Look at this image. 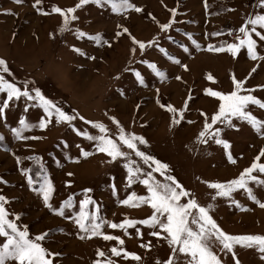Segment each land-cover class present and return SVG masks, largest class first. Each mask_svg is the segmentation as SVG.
Listing matches in <instances>:
<instances>
[{"label":"rangeland","instance_id":"1","mask_svg":"<svg viewBox=\"0 0 264 264\" xmlns=\"http://www.w3.org/2000/svg\"><path fill=\"white\" fill-rule=\"evenodd\" d=\"M77 2L42 0L41 5L34 7V0H22L21 3L0 0V57L7 61L10 69L9 73H3L5 78L21 89L26 87L33 95L32 90L39 88L46 98L76 116L72 125L81 131L99 134L98 129L79 119L84 116L86 120L103 122L111 130L113 138H117L116 127L108 118L117 117L127 131L148 141L147 145H138L140 150L170 165V174L191 190L201 205H215L210 214L224 231L233 235H264V208L250 199L245 190L233 192L231 198L216 197L213 201L211 197L215 190L204 183L205 180L227 181L238 177L264 148V135L248 121L234 116L232 123L235 127L229 128L219 122L212 126L213 130L216 127L222 129L220 138L230 141V149L226 150L211 139L207 145L196 139L205 122L202 113L211 123V116L219 109V99L207 95L206 88L224 93L233 91L232 75L244 79L252 67L258 65L257 71L246 80L241 94L254 90L251 94L264 101V87H261L264 86V61H252L246 48L234 57L227 51H208L207 47L208 44L233 42L230 35L233 30L242 26L250 16L264 15L260 0H207V6L205 0H132L143 11H129L127 15L114 13L110 6L90 3L77 10L75 15L79 18L71 21L69 30L61 33L58 29L63 18L59 13L51 12L52 6L67 8ZM37 7L49 14L38 12ZM173 8H177L176 23L170 30L161 31L159 23L171 18L170 9ZM153 16L156 20L152 19ZM118 25L127 27L138 40L147 42L155 38L157 44L146 46L143 51L137 45V52L132 55L130 37L127 34L115 37L120 30ZM76 29L90 35L103 33L111 46L97 45L88 35L80 37ZM258 31L264 35V29L258 27ZM213 32H221L222 35H210ZM253 38L257 40L258 52L264 54V40L255 34ZM193 39L200 44L199 48L192 44ZM73 46L82 49L86 55L75 52ZM92 56L96 58L90 59ZM175 60L180 63H175ZM152 64L165 72V79L156 75ZM136 72L142 75L145 85L139 83ZM209 74L213 80L207 78ZM178 76L181 79H177ZM6 99V92H0V106ZM186 102L183 118L179 111L176 113L178 124L172 123V113L160 107V103H170L179 110ZM8 103L9 107L0 116V136H3L0 140V177L7 181L0 182V194L9 200L5 205L9 218L15 220V214H20L16 223L21 228L27 225L33 238L51 230L41 243L51 252L59 253L52 258L53 264H94L98 249L111 255L109 250L117 246L118 241H105L102 236L80 239L84 233L78 226L54 214L46 207L43 196L34 189H39L46 179L49 180L54 185L50 198L53 207H59L72 195L74 207L65 210L66 215L72 216L79 210V201L85 195L91 196L99 206L101 218L120 223L126 218H147L153 211L146 204L134 207L120 203L132 192L147 194L146 186L140 181L128 185L125 164L129 160L134 161L133 166L142 169L141 178L147 171H153L159 181L163 182L164 177L154 171V165L149 168L126 146L122 149L130 152V156L110 162L107 154L96 150L95 141L78 135L67 122L57 123L55 116L46 128L37 126L23 132L25 136L42 139H18L12 129L20 126L21 119L38 125L46 114L39 102L29 101L23 96ZM246 110L264 120V108L249 104ZM81 149L92 155L82 156ZM228 151L236 159L235 164L227 159ZM17 156L23 158L22 163H17ZM260 163H264V157ZM21 168L31 169L29 175L33 184L28 183ZM69 172L74 175L68 176ZM252 175L257 176V180H250L248 186L264 202V184L259 182L264 181V173L256 170ZM89 188L92 192L85 193L84 190ZM233 199L239 202V206L232 203ZM88 210L95 211V207L89 205ZM137 228L143 233L142 237L136 235ZM102 231L120 236L124 240L123 247L142 258L134 261L112 257L117 264H156L157 258L163 261L170 255L167 242L151 237L146 225L129 227L127 233L105 225ZM4 240L0 236V244ZM148 241L153 245L150 249L140 246ZM234 250L241 264H264L261 259L264 254L255 247L237 245ZM217 254L224 264H234L230 253L217 250ZM6 264L18 262L9 260ZM181 264H184L183 258Z\"/></svg>","mask_w":264,"mask_h":264},{"label":"snow or ice","instance_id":"2","mask_svg":"<svg viewBox=\"0 0 264 264\" xmlns=\"http://www.w3.org/2000/svg\"><path fill=\"white\" fill-rule=\"evenodd\" d=\"M16 3H21L22 0H15ZM95 4L100 7L110 6L114 13L125 14L129 11H135L140 13L143 11L142 7L137 6L132 0H78V2L73 7L61 8L57 5H53L51 8L52 13H59L63 22L59 26V31L64 33L69 30V25L71 21L77 20L79 17L75 15L78 9L88 4ZM42 0H34V7L41 5ZM260 4L264 7V0H260ZM205 6H207V0H205ZM36 10L44 15H48L42 8L37 7ZM171 18L165 23H159L161 31L170 30L174 23H176L177 8L170 9ZM152 14L149 13V16ZM153 20L156 18L153 16ZM264 29V15L255 14L250 16L245 23L238 29L233 30L230 35L233 36V42H222L219 45L208 44V51L211 52H223L227 51L231 53L234 57L241 51V49H247V55L252 61H264V54H261L257 50V40L253 38V34L264 40V35L258 31ZM119 31L115 33V37L119 38L123 34H127L133 44L130 52L135 55L137 52L136 46L143 51L146 46H154L157 44V39L150 41L138 40L129 29L123 25H118ZM77 34L80 37L88 35L91 40H93L97 45L104 43L111 46L110 42L104 38L103 33L88 34L81 29H76ZM191 38V34H188ZM210 35L220 36L221 32H213ZM192 44L197 48L200 44L193 39ZM73 50L77 53H83L82 49L73 46ZM188 49L185 47V51ZM90 59H95L96 57H89ZM174 59V57H170ZM175 63L179 64V60H175ZM151 67L156 69V65L152 64ZM187 69V66H184ZM257 66L252 67L248 73L250 77L253 73L257 71ZM7 61L0 57V92H6L7 99L2 102L0 106V116L4 114V110L9 107V101L14 98L19 99L21 96L26 97L29 101L39 102V106L43 108L46 114L45 118L39 120L37 124H30L25 119L19 121V127L13 128L12 131L18 139H42V137H28L23 135L25 129L39 127L44 129L50 124L51 118L55 116L56 122H67L72 125V121L76 119L75 115H70L65 112L61 107L57 105L51 99L46 98L39 88H34L32 92H29L25 87L21 89L14 82H10L5 78L3 73H9ZM156 75L161 79L166 78V74L159 69H156ZM136 77L141 85H145L144 78L139 72H136ZM248 77L244 79H237L235 74L232 75V81L234 83V90L228 93L222 91H214L212 88H206L205 93L209 96L216 97L219 99V109L211 116V123L208 122V117L205 115V122L203 125V130H201L197 136V141L201 144L207 145L209 139L214 141L218 145H222L226 150L231 148L230 141L220 138L222 129L216 127L214 130L213 125L219 122L222 125H226L229 128L235 127L232 123V117H239L242 120L248 121L249 124L259 133L264 135V120L258 119L252 114V112L247 111L249 104L258 105L260 108H264V101L260 100L258 97L251 94L254 90H248L249 94H241L244 89V84ZM118 78V77H117ZM181 79V77H176ZM209 80H213L211 74L207 77ZM27 83V82H26ZM264 87V86H261ZM157 92L159 90L157 89ZM188 99H192L191 94H189ZM159 103V100L157 101ZM139 107V105L137 106ZM161 108H166L172 116V123L178 124L179 120L176 119L177 111L180 112L181 119L185 109L187 108V102L185 106L181 109H177L172 104L160 103ZM107 115V114H106ZM109 120L116 127V137L110 134L111 130L106 124L101 121L86 120L84 116H80L79 119L85 121L87 124L91 125L93 128L99 130V134H90L87 131H81L76 129L72 125L73 130L80 136L85 137L89 141H95V147L98 152L107 154L111 158L110 162L116 161L118 158H128L130 152L124 151L122 146H126L127 149L135 152V155L141 157L145 164L152 168L154 171L158 172L164 177V181H159L153 175V171H147L144 173L143 178H141L140 167H134V161L129 160L125 164L127 168V180L128 185L131 186L134 182L140 181L147 188L146 195H137L136 192H132L125 199L121 200L120 203L123 205L139 206L141 204L150 205L153 210L151 215L144 219H124L120 223L107 221L101 218L99 213V206L92 199L91 196L85 195V198L79 201V210L75 216L70 214L66 215V209H72L74 207L73 196L70 195L67 199L63 200L59 207H53L50 203L51 194L54 192V185L49 181L45 182L40 186L39 189H34L38 191L45 202L46 207L52 209L54 214H57L65 219L71 220L75 225L78 226L80 232L84 235H80V239H85L102 236L105 241H118L117 246L111 247L110 254L106 255L105 251L97 250V259L94 264H117L115 259L112 257L122 258L127 260L131 258L134 261H141L142 258L136 252L127 251L123 245L124 240L120 236H114L111 234H106L102 231V228L106 225L111 229H123L127 233L129 227H135V225H146L149 229V235L151 237L162 239L167 242L170 248V255L163 261L157 258L156 264H181V258H183L184 264H224L219 252L230 253L234 264H241V261L237 259V253L234 250L235 246H241L244 248H257L261 254H264V235L261 234H239L233 235L224 231L217 221L210 214V211L214 208L213 203H208L207 205H201L195 197V194L184 187V185L176 178V176L171 175L170 165L167 163L156 159L155 156L149 155L146 152L140 150L139 144H148V141L140 135L134 132L127 131L121 124L119 119L115 116L108 117ZM191 123V121H189ZM3 136H0V140ZM79 147V146H78ZM81 155L88 157L92 153L81 149ZM261 157H264V148H261L259 154L255 157L252 164L249 167L243 169L239 176L227 181H213L205 180L204 183L210 188L215 190V195L211 197L214 201L216 197H232L233 192L237 190H245L250 199L257 202L261 208H264V202H261L258 197L254 194L251 187L248 186L250 180H257V176L252 175V173L258 170L264 173V163H260ZM28 159H33V157H28ZM39 161V158H36ZM227 159L235 164L237 161L233 158L231 151L227 152ZM17 163H22L23 158L17 156ZM78 162V161H77ZM22 173L27 177L28 183L31 185L34 183L33 178L29 173L31 169L21 168ZM68 176L74 175V173H67ZM114 179V178H113ZM0 182L7 183L2 177H0ZM264 184V181H259ZM71 183L70 181L68 182ZM115 190V184L112 185ZM85 193L92 192V189H85ZM183 198H186L183 199ZM9 203V200L3 194H0V236L4 237L5 240L0 244V264H6L9 260H14L18 264H53V257L59 255V253L51 252L49 249L42 246V241L46 239L51 230L41 233L34 238L30 236L27 225L21 228L16 220H19L20 214H15V220L9 218V212L5 205ZM232 203L239 206V202L232 200ZM89 205L95 207V211H89ZM247 210V209H245ZM63 231V229H60ZM137 236H143V233L137 228ZM143 248L150 249L153 247L151 241L142 243L140 245ZM105 258V259H100ZM261 259L264 260V255H261Z\"/></svg>","mask_w":264,"mask_h":264}]
</instances>
